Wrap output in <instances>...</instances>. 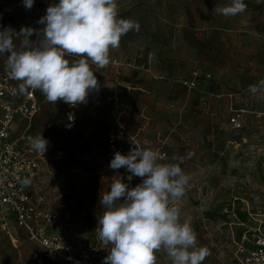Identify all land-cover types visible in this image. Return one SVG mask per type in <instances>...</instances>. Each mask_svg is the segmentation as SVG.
I'll return each instance as SVG.
<instances>
[{
  "label": "rangeland",
  "instance_id": "obj_1",
  "mask_svg": "<svg viewBox=\"0 0 264 264\" xmlns=\"http://www.w3.org/2000/svg\"><path fill=\"white\" fill-rule=\"evenodd\" d=\"M57 2L35 0L27 10L22 0H0V30L39 29ZM244 2V13L225 17L215 8L230 0H118V18L140 29L110 49L107 67L92 65L100 88L75 106L77 121L65 124L68 104L36 91L42 109L29 131L49 141L41 202L56 213L53 230L91 240L104 212L102 194L117 174L127 183L125 168L109 167L108 140L116 139L124 154L134 145L152 148L161 163H179L191 175L176 206L209 251L203 264H235L233 241L249 227L264 231V93L248 92L264 79V4ZM6 58L0 54V75ZM231 107L242 110L239 129L229 123ZM27 124L16 120L12 137ZM14 231L12 243L0 230V264H62ZM157 264L171 261L160 251Z\"/></svg>",
  "mask_w": 264,
  "mask_h": 264
},
{
  "label": "clouds",
  "instance_id": "obj_2",
  "mask_svg": "<svg viewBox=\"0 0 264 264\" xmlns=\"http://www.w3.org/2000/svg\"><path fill=\"white\" fill-rule=\"evenodd\" d=\"M34 2L22 0L27 10ZM257 3L264 4V0ZM246 9L244 0H230L215 12L234 17ZM37 23L43 27L21 26L17 31L6 26L0 30V54L7 56L5 71L9 79L20 82L11 93L39 90L48 102L63 101L73 107L86 103L89 93L100 88L92 65L107 67L110 49L118 48L128 32L140 29L138 22L118 18V0H58L47 7ZM248 92L253 96L264 93V79L249 85ZM68 119L74 122L72 113ZM28 143L42 156L49 145L42 134L29 137ZM179 159L172 157L173 161ZM160 160L158 150L138 145L127 154L114 153L109 167L125 168L129 183L117 174L110 191L100 198L104 212L98 218L96 233L108 250L102 264H157L156 253L160 251L171 264H203L209 255L206 247L198 245L191 224L181 221V210L176 206L191 175L179 163ZM133 177L141 178V182L130 187ZM21 183L28 185L30 180Z\"/></svg>",
  "mask_w": 264,
  "mask_h": 264
},
{
  "label": "built area",
  "instance_id": "obj_3",
  "mask_svg": "<svg viewBox=\"0 0 264 264\" xmlns=\"http://www.w3.org/2000/svg\"><path fill=\"white\" fill-rule=\"evenodd\" d=\"M19 83L9 79L7 73L0 75V230L12 243L17 242L14 230L23 231L47 260L62 264H102L108 250L98 240L96 230L91 240L53 230L57 223L56 213L41 202L45 155L34 152L28 143V138L34 137L29 131V123L41 111L42 101L37 90H29L20 98L13 95L11 90L18 88ZM184 84L189 88L194 86L193 82L185 81ZM241 111L230 109L229 123L233 129L242 126ZM69 113L73 114L74 122L69 121ZM18 119L28 124L13 138V124ZM63 121L65 124L77 121L75 107L67 105ZM123 133L124 130H118V137ZM108 147L112 154L116 151L124 154L116 139L108 140ZM24 179L30 180V184H22ZM140 182L141 178L133 177L129 186L135 187ZM97 226L98 223L96 229ZM233 244L235 264H264V231L249 227Z\"/></svg>",
  "mask_w": 264,
  "mask_h": 264
}]
</instances>
